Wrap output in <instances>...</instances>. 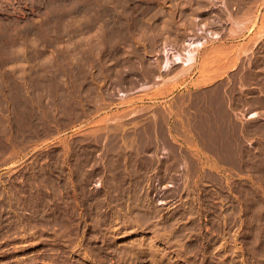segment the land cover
<instances>
[{
	"label": "rangeland",
	"instance_id": "374dc122",
	"mask_svg": "<svg viewBox=\"0 0 264 264\" xmlns=\"http://www.w3.org/2000/svg\"><path fill=\"white\" fill-rule=\"evenodd\" d=\"M0 264H264V0H0Z\"/></svg>",
	"mask_w": 264,
	"mask_h": 264
},
{
	"label": "bare ground",
	"instance_id": "6f19581e",
	"mask_svg": "<svg viewBox=\"0 0 264 264\" xmlns=\"http://www.w3.org/2000/svg\"><path fill=\"white\" fill-rule=\"evenodd\" d=\"M155 16V15H154ZM192 18V17H191ZM193 23V22H192ZM130 25V24H129ZM144 29V28H143ZM140 30V29H139ZM123 31V30H122ZM129 33V32H128ZM140 36V35H139ZM157 37V36H156ZM144 38V37H143ZM201 42H195L194 40H192V38L190 37L187 41H186V47L185 50L183 52V55L181 53H174L173 58L174 60H177L178 62H182L183 66L187 67L189 65H191V63L194 60V54H195V50L194 48L197 47L196 45H200ZM200 48V47H199ZM165 55L168 54V51L165 50ZM170 62V60L168 59V57H166V59L163 61L161 67L163 66V68L168 66V63ZM169 67V66H168ZM184 69V68H183ZM254 114V113H252ZM250 114V115H252Z\"/></svg>",
	"mask_w": 264,
	"mask_h": 264
}]
</instances>
